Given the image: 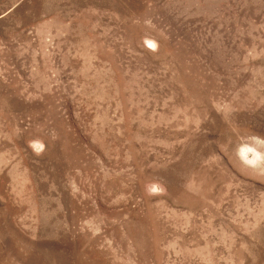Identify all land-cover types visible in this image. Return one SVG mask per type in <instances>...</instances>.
I'll list each match as a JSON object with an SVG mask.
<instances>
[{
    "label": "rangeland",
    "instance_id": "rangeland-1",
    "mask_svg": "<svg viewBox=\"0 0 264 264\" xmlns=\"http://www.w3.org/2000/svg\"><path fill=\"white\" fill-rule=\"evenodd\" d=\"M0 264H264V0H0Z\"/></svg>",
    "mask_w": 264,
    "mask_h": 264
}]
</instances>
